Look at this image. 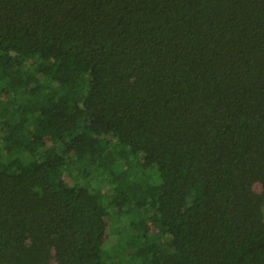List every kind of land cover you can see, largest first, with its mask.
Segmentation results:
<instances>
[{"label": "trees", "instance_id": "1", "mask_svg": "<svg viewBox=\"0 0 264 264\" xmlns=\"http://www.w3.org/2000/svg\"><path fill=\"white\" fill-rule=\"evenodd\" d=\"M0 264H264V0H0Z\"/></svg>", "mask_w": 264, "mask_h": 264}, {"label": "rangeland", "instance_id": "2", "mask_svg": "<svg viewBox=\"0 0 264 264\" xmlns=\"http://www.w3.org/2000/svg\"><path fill=\"white\" fill-rule=\"evenodd\" d=\"M47 143H48V141H47ZM122 161V163H123V165L126 167L125 169V173H128L129 175H131L133 172H134V166H133V163H134V161H135V159H133V156H131V155H129V154H127V159H123V160H121ZM141 164H142V166H144V167H147L148 165H146V164H144L143 162H141ZM78 173V172H77ZM74 177H75V172L72 174ZM67 179V178H66ZM69 180V182H71L73 179L72 178H69L68 179ZM68 182V181H67ZM103 184V183H102ZM86 185L89 187V188H91L92 189V187L94 186V187H99V188H102L103 187V185L101 186V185H99L98 184V182H94V179H92V181H88V183H86ZM256 190H260V187L259 186H256ZM132 215H134V214H132ZM134 220H135V222H138V220H139V218L137 217V215H134ZM103 238V240H106L108 237L107 236H104V237H102ZM104 262V261H103Z\"/></svg>", "mask_w": 264, "mask_h": 264}]
</instances>
